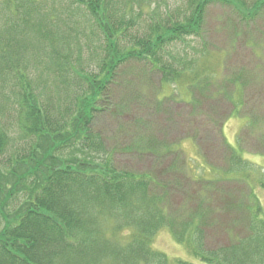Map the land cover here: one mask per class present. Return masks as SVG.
I'll list each match as a JSON object with an SVG mask.
<instances>
[{
  "label": "trees",
  "instance_id": "16d2710c",
  "mask_svg": "<svg viewBox=\"0 0 264 264\" xmlns=\"http://www.w3.org/2000/svg\"><path fill=\"white\" fill-rule=\"evenodd\" d=\"M122 1L120 9L119 0H6L1 12L13 18L6 19V34L11 37L5 39L0 31V264H194L181 259L171 263L164 253L151 249L162 225L179 244L192 248L189 252L195 259L264 264V244H256V237L247 245L228 244L212 252L195 247L203 232L200 223H194L199 218L188 217L177 225L163 212H155L151 202L143 200L154 178L117 168L103 139L92 130L109 85L128 62L139 63L146 84L153 73L159 74L158 84L190 80L184 72L192 71L191 63L182 57L171 62L167 49L198 32L205 8L214 0H185L181 10L165 12H160L157 0ZM151 1L156 8L145 12ZM173 1L163 0L166 5ZM262 4L255 0L250 7ZM136 6L142 13L137 22L145 25L142 35L130 30ZM145 13L149 18L143 22ZM74 15L82 20L75 22ZM84 22H91L98 32L100 54L81 68L76 60L85 49ZM33 26L36 40L26 35ZM240 37L244 41L235 40L238 46L247 36ZM47 42L50 51L43 60L37 50ZM233 81L242 84L239 76ZM156 103L155 109L160 107ZM226 153L229 161L238 157L228 148ZM239 166L244 167V161ZM118 215L122 223H116ZM105 221H113L107 237L101 228ZM125 228L135 230L125 244L108 240Z\"/></svg>",
  "mask_w": 264,
  "mask_h": 264
},
{
  "label": "rangeland",
  "instance_id": "374dc122",
  "mask_svg": "<svg viewBox=\"0 0 264 264\" xmlns=\"http://www.w3.org/2000/svg\"><path fill=\"white\" fill-rule=\"evenodd\" d=\"M119 1L122 9L124 3ZM153 1L144 7L145 12L156 8ZM157 2L160 12L185 7V0L169 5L163 0ZM254 2H210L198 32L185 36L184 41L176 40L167 49L166 59L171 62L182 57L191 63L192 71L184 72L190 80L158 84L159 74L153 73L146 84L140 78L139 63L130 61L121 67L91 123L117 168L154 178L148 183L143 200L151 202L155 212H163L177 225L188 217L199 218L194 223L199 222L203 232L194 245L208 252L231 244L247 245L255 237L256 244H264V4L260 8L250 7ZM4 8L6 0H0L1 14ZM1 14L0 31L9 39L6 19L11 20L13 14ZM141 15L136 6L131 13L132 34L142 35L145 30V25L137 22ZM143 16L146 22L149 17L146 13ZM81 17L73 16L75 22H80ZM90 23L82 26L86 32L81 36L85 49L76 60L81 68L93 63L100 54L98 32ZM72 28L76 33L79 31L75 26ZM36 29L29 27L27 38ZM240 36L247 37L245 44L238 46L244 41ZM27 42L31 57L34 55L31 42L29 39ZM235 43V47L231 46ZM37 51L43 60L48 58L45 52L50 51L49 42ZM235 76H239L242 84L233 81ZM134 94L137 95L133 97ZM64 95L58 94L61 98ZM58 96L55 104L60 101ZM155 103L160 107L153 108ZM227 148L238 157L229 161L225 156ZM132 149L135 152L130 153ZM142 150L145 154L140 155ZM241 160L244 167L239 166ZM144 205L140 201L139 206ZM115 220L122 223L120 215ZM112 223H102L106 237L112 233ZM134 231L125 228L108 240L121 246ZM151 249L164 253L171 263L173 259H181L211 264L192 257L189 252L192 248L179 244L166 225L157 229Z\"/></svg>",
  "mask_w": 264,
  "mask_h": 264
}]
</instances>
